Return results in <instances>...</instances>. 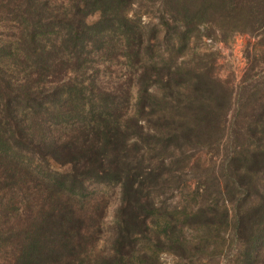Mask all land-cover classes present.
Instances as JSON below:
<instances>
[{
  "label": "trees",
  "instance_id": "trees-1",
  "mask_svg": "<svg viewBox=\"0 0 264 264\" xmlns=\"http://www.w3.org/2000/svg\"><path fill=\"white\" fill-rule=\"evenodd\" d=\"M135 1L0 3L5 14L21 19L17 47L0 48V255L7 264H159L157 252L184 255L177 234L183 225L207 226L217 218L215 210L201 208L182 212L181 227L170 221L153 227L152 192L168 169L165 160L156 169L145 167L142 142L167 151L214 135L224 102L218 96L216 108L200 107L181 130L164 136L146 131L142 120L155 102L151 86L176 80L170 69L143 61L158 32L129 16ZM162 3L163 26L181 23L184 34L218 21L233 34L264 31V0ZM94 14L97 21L89 23ZM112 57L138 65L133 115L127 113L130 88L99 75L100 60ZM6 60L26 71L15 78ZM254 66L243 81L240 114L229 120L233 149L222 165L225 191L234 198L239 264L264 261V85L251 81ZM194 88L216 94L206 83ZM109 186L118 188L119 204L98 250L108 210L102 188ZM141 240L157 252L140 253Z\"/></svg>",
  "mask_w": 264,
  "mask_h": 264
},
{
  "label": "rangeland",
  "instance_id": "rangeland-1",
  "mask_svg": "<svg viewBox=\"0 0 264 264\" xmlns=\"http://www.w3.org/2000/svg\"><path fill=\"white\" fill-rule=\"evenodd\" d=\"M52 1L61 3L66 0ZM18 2L20 0H0L7 7ZM5 12L1 7L0 48L14 50L19 41L21 19L17 13L10 15ZM163 13L162 0H136L129 10L132 19L141 25L155 26L158 32L153 50L144 55L143 61L162 68L163 72L170 69L176 80L169 86H151L155 102L153 109L142 120L146 131L164 136L174 129L185 128L199 114L200 107L216 108L215 99L218 100V96L225 104H222L224 108L220 110V123L214 135L185 142L181 148L172 146L167 151L155 142H142L145 167L156 169L159 162L165 160L168 169L164 180H160L152 192L157 208V223L153 222V227L160 230L159 225L166 221L181 227L182 212H195L201 208L215 210L217 218L207 226L183 225L182 230H178L185 247L183 256L168 250L157 252L153 245L143 240L138 249L140 253L157 252L159 264H239L242 246L233 232L234 198L225 191L226 177L222 165L227 153L233 149L228 139L231 132L229 120L240 114L237 107L242 97L243 81L252 62L255 66L251 81L264 85V31L233 34L230 26L218 21L199 24L184 34L188 29L169 18L172 26L166 29L161 23ZM98 17V14L91 15L89 23L97 21ZM208 40L222 42L223 50H215L209 46ZM6 64L14 71L15 78H20L26 71L16 61L6 60ZM98 68L102 79L130 88L127 113L133 115L136 96L134 79L138 65L132 60L112 57L108 61L100 60ZM199 82L208 84V89L212 88L216 94L201 95L195 91L194 87ZM102 191L108 210L102 223L104 232L97 245L98 250L102 249L109 234V228L114 223V210L119 204L117 187H105ZM225 212H228V218H225ZM5 261L0 255V264H5Z\"/></svg>",
  "mask_w": 264,
  "mask_h": 264
},
{
  "label": "built area",
  "instance_id": "built-area-1",
  "mask_svg": "<svg viewBox=\"0 0 264 264\" xmlns=\"http://www.w3.org/2000/svg\"><path fill=\"white\" fill-rule=\"evenodd\" d=\"M207 43L209 44V46L214 47V49L217 51H222L224 48L223 43L220 41L216 42V41L208 40Z\"/></svg>",
  "mask_w": 264,
  "mask_h": 264
}]
</instances>
